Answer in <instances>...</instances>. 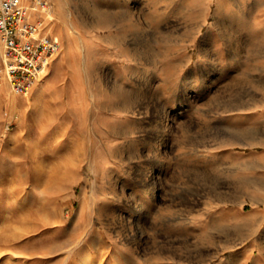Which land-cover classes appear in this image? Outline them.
<instances>
[{"label":"rangeland","instance_id":"1","mask_svg":"<svg viewBox=\"0 0 264 264\" xmlns=\"http://www.w3.org/2000/svg\"><path fill=\"white\" fill-rule=\"evenodd\" d=\"M24 5L60 48L27 94L0 55V264H264V0Z\"/></svg>","mask_w":264,"mask_h":264},{"label":"built area","instance_id":"2","mask_svg":"<svg viewBox=\"0 0 264 264\" xmlns=\"http://www.w3.org/2000/svg\"><path fill=\"white\" fill-rule=\"evenodd\" d=\"M38 5L43 10L45 3ZM27 10L24 0H0V55L17 94H27L47 74L60 48L44 31V21H33Z\"/></svg>","mask_w":264,"mask_h":264},{"label":"bare ground","instance_id":"3","mask_svg":"<svg viewBox=\"0 0 264 264\" xmlns=\"http://www.w3.org/2000/svg\"><path fill=\"white\" fill-rule=\"evenodd\" d=\"M35 8H37V7H36V6H33L31 9L34 10ZM43 9H44V7H43ZM35 10H36V9H35ZM46 10H47V9H46ZM47 11H48V13H49V10H47ZM49 15L51 16V13H49ZM161 125H163V124H161V122L159 121V122H157V123L154 124L153 129H154V128H157V127H159V126H161ZM157 142H158V144H157V146L153 147V151H156L157 149H159V147L163 144V143H161L160 140H157ZM154 154H155V153H154Z\"/></svg>","mask_w":264,"mask_h":264}]
</instances>
